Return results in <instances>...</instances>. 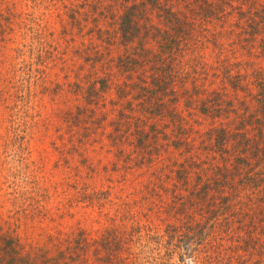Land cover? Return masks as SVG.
I'll return each instance as SVG.
<instances>
[{
  "label": "trees",
  "instance_id": "obj_1",
  "mask_svg": "<svg viewBox=\"0 0 264 264\" xmlns=\"http://www.w3.org/2000/svg\"><path fill=\"white\" fill-rule=\"evenodd\" d=\"M30 1L36 6L37 0ZM86 1L96 40H103L109 46L112 37L119 35L118 46L126 42L125 47L134 44L126 52L135 55L140 51L144 58L151 52L144 48L147 41L156 44L152 50L155 61L149 69H141L135 85L132 84L134 67L136 64L139 68L146 67L149 60H132L118 68L120 75L117 71L109 72L110 76H123L122 69L126 70L130 84L124 87L136 88L140 107L147 115L135 118L125 115L126 111H134L129 109L130 104L123 107L120 103V110H111L118 113L113 120L114 129L102 132L105 150L113 156L109 166L102 168L103 172L115 175L112 182L119 185L136 184L139 178L145 182L137 184L140 191L127 194L128 189L115 184L106 191H92L103 219L102 226L92 237L84 233L73 236L77 237L71 238L76 239L75 247L63 248L59 244L53 246L54 254L32 246L24 251L7 235L0 234L1 241L8 239L11 243L0 246V264L6 263V259L12 264H264V0H122L123 14L119 16V23L113 22L112 33L97 27L100 22L97 11L104 0ZM177 3L190 10L184 13L185 22L181 25L179 15L172 11L173 4ZM1 4L3 0L0 8ZM152 4L156 5V22L142 14ZM193 6H196L193 15L198 17L196 20L192 15L187 18ZM4 8L5 16L0 13V76L7 87H3L5 91L0 90V105L9 100L17 105L14 108L23 111L37 98L39 92L35 86L43 83L45 75L44 70L37 71L39 74L33 80L32 66H48L53 56L44 52L39 38L36 50L26 46L25 51L26 33L38 35L31 26L33 21L28 24L24 14L12 13L8 6ZM73 26L79 34L85 27L77 21ZM93 31L89 32L87 43H79L82 50L76 55L82 62L76 61V64L81 67L93 68L100 57L103 59L112 53L111 46L102 48L91 38ZM9 44L17 48L8 49ZM210 48L212 51H207ZM67 49L60 53L61 57ZM203 50L209 55H200L198 51ZM40 51L46 56L44 59ZM26 52L30 64H27ZM117 59L124 60V55H118ZM175 67L176 72H171ZM220 69L223 77L214 86L215 74ZM64 79L67 81V75ZM75 79L72 86L76 89L71 93L84 97L80 85L83 79L77 74ZM109 79L104 75L103 95L112 88L106 86ZM184 80L192 85V90L185 95L195 97L197 113L195 119L192 116L181 119L179 130H182L176 135L174 129L170 130L174 127V118L159 115L168 110L167 95L174 96L177 102V90L168 88L167 83ZM206 81L209 83L203 85ZM117 85V91L123 94L121 82ZM61 88L56 85L49 93L54 94ZM43 90L42 94L48 92L45 85ZM92 104L95 103L88 95L82 109H75L80 116L85 106ZM214 109L218 115L209 121L208 129L194 132L197 137L189 140L185 127L200 125L198 115L207 116ZM149 114L159 116L158 120L149 118ZM79 116L72 119L65 116L68 133L76 128L69 142L73 145L84 144L91 131L103 130L105 116L95 118L88 126L84 115ZM153 120H162L164 125L158 129ZM167 131L172 135L170 138ZM154 138L167 141L163 152L147 149ZM195 143L198 145L194 146ZM182 145L184 150L179 148ZM83 163L86 175L89 168ZM90 171H94V176L97 173L96 168ZM65 184L63 192L78 193L81 199L88 191V186L79 182ZM89 201L91 205L92 200Z\"/></svg>",
  "mask_w": 264,
  "mask_h": 264
},
{
  "label": "rangeland",
  "instance_id": "obj_2",
  "mask_svg": "<svg viewBox=\"0 0 264 264\" xmlns=\"http://www.w3.org/2000/svg\"><path fill=\"white\" fill-rule=\"evenodd\" d=\"M111 1L104 0L97 11L100 17L97 27L110 33L115 29L114 23H119V16L123 14V9L120 7L122 0ZM1 5H3L0 8L1 14L5 10L4 7L8 6L11 8L12 13L24 14L23 19L26 18L25 22L28 24L30 21H33V24H30L37 30L38 35L26 33L25 41H23L25 51H27L26 46L27 49L36 50L40 40V43L44 46V52L51 53L53 61L48 66H32L31 78L33 80L39 74L37 71L41 72L44 70L45 75L42 77L43 83H37L35 86V90L39 94L29 104L30 108L26 105L27 107L23 111H18L19 108H14L17 105L9 100L0 105V234L7 235L12 243L19 244L21 248H24V251H27L32 246L33 249L50 250V253L54 254L55 250L53 246L61 244L63 248L66 246L75 247L78 245L75 244L77 237L73 236L84 233L86 236L90 235L92 237L102 226L103 219L100 217V209L92 191H106L115 184L128 189L126 191L127 194L132 191H140V185L137 184L145 182V180L139 178L136 180V184L120 183L119 185L112 182L115 175L103 172L102 168L109 166V163L113 160V156L105 150L106 141L102 136V132L109 133L114 129L116 124H113V120L114 118L116 119L118 113L111 110H120V103H122L123 107L130 104L128 106L129 109L132 108L134 111L132 113L126 111L125 115L134 118L147 115L140 107L139 92L136 88L132 90L131 85L124 87L130 84L126 80V70L122 69L123 76H110L109 72L112 71L114 73L117 71L120 75L118 68L127 66V63H131L132 60L137 58L143 59V61L149 60L145 65L146 67L142 66L139 68L137 64L134 67L135 73L133 72L132 84L135 85V81L137 82L135 78L137 75L140 77L141 69H149V66L155 61L152 50L153 47H156V44L155 41H147L148 44L144 48L151 52H148L149 55H146L144 58V54H139L140 51L135 55L133 52H126L128 48H133L134 44L125 47L126 42L124 46H118L119 35L112 37L109 46L103 40H96L97 33L96 29L92 26L93 23L91 21L93 17L88 16L90 15V10L86 0H37L36 6L35 2L32 3L30 0H3V4ZM154 6L156 5H150L147 7V12L142 13L146 19L149 16L152 22H156ZM172 11L174 14L179 15L178 19L181 25L182 22H185L184 13L190 10L183 6L182 3H177L173 4ZM194 11H196V6L191 8V14L188 13L187 18L192 17L195 14ZM151 12H153L152 15H150ZM31 14L33 16H30ZM2 15L5 16V14ZM173 17L175 18V16ZM139 18H141V15H139ZM192 18L196 20L198 17L193 16ZM76 21L82 22V25H85L80 34L77 28L73 26V23ZM180 27L183 30L182 26ZM91 30H94L91 38L102 48L111 46L112 53L103 59L100 57L99 63L93 68L90 65L81 67L76 64V61L78 64L82 62L76 53L82 50L79 43H87ZM105 37L104 35L103 38ZM10 38L16 41L15 37ZM15 44H9L7 48L15 49L17 48ZM0 45L2 46L1 43ZM65 48L68 49L61 57L60 53L64 52ZM207 51L212 50L210 48ZM207 51L198 52L200 55H204L205 53V56H207L209 55ZM39 53H41L42 59L46 57L41 51ZM131 53H133V56H131ZM121 54L124 55V60L117 59V56ZM199 54L196 52V55ZM26 58L27 64H30L27 52ZM59 58L61 60H58ZM101 59L103 69L100 68ZM62 61H65V63L63 64ZM62 69L63 71H61ZM176 70V67L172 68L171 72H176ZM180 71L184 72L183 69ZM222 71L220 69L216 72L217 79L214 86L220 83V78L223 77L221 76ZM76 74L83 79L79 83L84 89V97H75L71 93L76 89L72 86L76 83ZM66 75L67 81L64 79ZM104 75L105 78L107 76L110 78L106 86L109 87L111 85L112 88L103 95L102 80ZM118 82H121L123 94L120 90L117 91ZM208 83L206 81L203 85H207ZM167 84L168 88L177 90V102H175L174 96L167 95L166 102L168 103H166V106L168 110L163 111L162 115L159 116H172L174 118L172 122L174 127H171L170 130L174 129L177 135L182 130H179L181 119L188 116H192L191 118L193 119L196 118L197 112H195L194 107H197L198 103L197 105L193 103L195 97H190L189 94L185 95L188 91L192 90L190 81H176ZM26 85L28 86L29 84ZM43 85L46 86L48 92L42 94L44 91ZM56 85L62 86L61 90H57L54 94L53 92L49 93ZM4 86L6 85L1 82L0 76V90L5 91ZM30 87L32 88V86ZM88 95L95 104L91 106L86 105L85 111L82 110L80 116L84 115L83 118L86 120L87 126L95 118H103L105 116L102 119L103 130H98L96 133L91 131L84 144L73 145L69 142L76 128H72V132L68 133L69 126L65 123V116L70 119L79 116L75 108L80 107L82 109L84 98H87ZM189 107L191 109H187ZM59 110L62 111L61 114ZM217 115V109L209 110L207 116L203 114L198 115L197 120L200 121V125L195 124L193 127H185L186 134L188 132L190 135L189 140L197 137L194 132L206 131L209 127V121ZM148 116L149 118L154 117L156 120L159 117L152 114ZM68 122L72 123L71 120ZM152 122L157 123L158 129H161L164 125L162 120H153ZM110 124H113L112 127ZM91 129L93 130V126ZM168 134L170 138L172 135ZM177 137L179 138V136ZM124 138L122 137L121 139ZM167 144V141L164 139L158 141L157 138H154L153 144L149 143L146 147L147 149L157 148L163 152ZM197 145L195 143L194 146ZM183 147V145L179 146L180 150H184ZM169 148L170 146L168 150ZM82 161H85L89 168L86 175L87 169L84 167L85 163H83L84 165L82 164ZM93 168L97 169L95 176L93 174L94 171H90ZM65 182H68L69 185L70 183L79 182L88 186V191L84 192L83 199L80 198L81 195L78 193L73 192L71 194L72 197L68 192H63L66 188ZM116 192L118 191L116 190L114 193ZM61 196L64 198H61ZM90 199L92 200L91 205ZM103 212L105 213L106 211ZM72 237L76 239L73 240L71 239ZM8 239H5V241L0 240V246L4 247V242L11 244ZM68 241H70L69 245L67 244ZM9 261V259H6V263L3 264H12Z\"/></svg>",
  "mask_w": 264,
  "mask_h": 264
}]
</instances>
